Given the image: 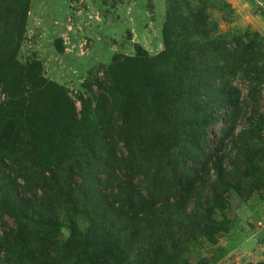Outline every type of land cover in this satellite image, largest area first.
Masks as SVG:
<instances>
[{"label": "rangeland", "instance_id": "rangeland-1", "mask_svg": "<svg viewBox=\"0 0 264 264\" xmlns=\"http://www.w3.org/2000/svg\"><path fill=\"white\" fill-rule=\"evenodd\" d=\"M0 4L1 77L19 74L7 65L15 55L21 63L40 61L45 80L19 99L0 84L1 120L28 127L22 142L2 148L0 187L5 173L15 176L16 204L32 217L23 220L25 232L57 235L61 244L50 264L104 262L92 214L106 199L123 210L138 208L137 191L175 219L165 231L178 260L162 264H264V15L258 0ZM208 112L215 121L200 141L189 121ZM54 134L76 173L55 165ZM184 205L202 210L199 216L211 207L209 235L183 244L181 238L192 237L180 227L192 220ZM0 213V230L15 229Z\"/></svg>", "mask_w": 264, "mask_h": 264}, {"label": "trees", "instance_id": "trees-1", "mask_svg": "<svg viewBox=\"0 0 264 264\" xmlns=\"http://www.w3.org/2000/svg\"><path fill=\"white\" fill-rule=\"evenodd\" d=\"M2 10L0 4V11ZM260 13L264 15V8L261 7ZM0 50L2 48L0 47ZM4 56L0 52V62L4 61ZM14 68L17 67L19 74L8 79L1 77L0 84L4 92L12 98H25L29 93H34L44 86L45 80L42 77V64L40 61H32L21 63L16 60L15 55L7 60V65ZM6 65V64H4ZM2 66V63H1ZM8 69V68H7ZM9 71V70H8ZM1 108V106H0ZM213 112H208L206 115H200L189 121L191 125L199 129L197 138L200 141L205 140V131L207 126L215 121ZM13 120L9 119L7 123L0 118V160L2 159V148L8 147L14 142H22V136L28 130L24 125L21 127H13ZM57 141L55 134L51 136L52 156H55V165L64 167L68 171L76 173L73 166L68 161V155L64 150L55 147ZM4 173V172H3ZM72 174H67L71 176ZM6 182H3L0 187L2 198L0 199V209L3 214L9 216L16 223V228H11L9 225L5 229L0 230V264H50V260L58 253V248L61 242L57 239V235L50 230L33 229L24 231L23 220L32 219L27 211L19 209L16 204V197L19 194V184L14 175L5 173ZM57 187H61V179L56 176ZM229 188L231 185L228 186ZM140 203L138 208L132 210H123L121 207H116L114 204L105 200L104 204L97 207L95 215L92 214L93 224L97 232L99 244H104V249L107 252L106 260L100 264H162L165 262L173 263L178 255L171 253L168 250L166 228L169 230V224H173V220L163 215L162 207H158L156 201H150L143 193H138ZM106 197V194H104ZM192 197V195H189ZM185 207V208H184ZM178 208V209H177ZM176 205V209L180 210ZM184 211L187 219H192L190 222L193 228L180 223V227L184 230L185 235L192 236L191 238H181L183 244L187 240L195 238L194 235H209V227L205 220H208V213L211 212V207L208 205L204 214L199 216L202 210H188L184 205L181 208ZM182 211V212H183ZM4 215L0 213V224L4 222ZM38 222H43L42 219ZM177 225V224H176ZM1 227V226H0ZM188 228L190 230L185 231ZM180 237V236H179ZM9 241L17 243L18 247L7 245ZM20 242H35L39 244V248L24 249L19 247ZM130 246V247H129ZM134 246H136L134 248ZM175 246V243H173ZM126 247L132 248L127 249ZM183 264H186L184 262Z\"/></svg>", "mask_w": 264, "mask_h": 264}, {"label": "crops", "instance_id": "crops-1", "mask_svg": "<svg viewBox=\"0 0 264 264\" xmlns=\"http://www.w3.org/2000/svg\"><path fill=\"white\" fill-rule=\"evenodd\" d=\"M260 4H262V7L264 8V0H258Z\"/></svg>", "mask_w": 264, "mask_h": 264}]
</instances>
